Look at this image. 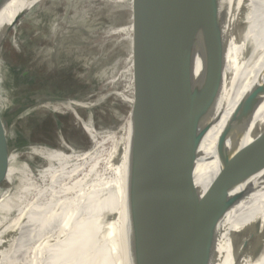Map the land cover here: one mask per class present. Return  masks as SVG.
<instances>
[{"label": "bare ground", "instance_id": "1", "mask_svg": "<svg viewBox=\"0 0 264 264\" xmlns=\"http://www.w3.org/2000/svg\"><path fill=\"white\" fill-rule=\"evenodd\" d=\"M39 1L0 0V34H14V20ZM130 1L139 5L140 0ZM244 1L246 12L231 16L227 9L225 17L208 27V45L220 86L211 114L212 127L201 146L203 158L195 172V185L201 193L220 170L221 158L212 144L224 127L252 113V124L264 127V0ZM128 8L129 19H136L140 6ZM141 13L144 17L146 9ZM148 13L156 23L158 12ZM134 47L133 39L129 48ZM194 61L199 75L197 55ZM2 83L0 79V86ZM137 90L129 94L133 104ZM74 104L59 100L50 110L67 111L82 124L74 114ZM130 124L128 131L125 125L104 135L83 124L89 145L81 154L30 145L24 152L28 157L48 154V166L39 170H27L24 165L15 168L19 152L0 146V153L4 151L0 178L9 185L0 192V264H136L126 199L131 175ZM212 227L204 264H264V167L228 172L214 206Z\"/></svg>", "mask_w": 264, "mask_h": 264}, {"label": "water", "instance_id": "2", "mask_svg": "<svg viewBox=\"0 0 264 264\" xmlns=\"http://www.w3.org/2000/svg\"><path fill=\"white\" fill-rule=\"evenodd\" d=\"M139 4L147 13L153 8L158 18L155 23L146 13L137 28L147 35L142 42L138 35L134 38V55L139 54L140 60L135 67L142 63L135 74L138 86L145 82L135 94L126 195L135 262L204 264L212 241L214 206L228 172L264 167V127L252 124V113L224 127L212 144L221 158L220 170L205 192L195 185L197 163L203 158L201 146L212 127L220 86L208 27L225 17L227 9L231 16L243 14L248 4L244 0L239 4L237 0L230 4L222 0H140ZM152 45L155 54L150 69ZM195 55L200 60L199 75ZM5 144L0 136L2 149Z\"/></svg>", "mask_w": 264, "mask_h": 264}, {"label": "rangeland", "instance_id": "3", "mask_svg": "<svg viewBox=\"0 0 264 264\" xmlns=\"http://www.w3.org/2000/svg\"><path fill=\"white\" fill-rule=\"evenodd\" d=\"M128 1L40 0L14 22V34L1 32L0 136L7 148L19 152L15 168L48 166L45 152L25 155L32 144L62 154L84 153L89 139L83 124L96 134L125 125L128 131L135 113L129 94L141 86L135 74L142 66L135 67L139 54L129 48L130 40L147 35L137 28L145 6ZM128 6H140L136 19H129ZM58 99L75 102L74 114L82 124L67 111L50 110ZM7 186L0 182L1 194Z\"/></svg>", "mask_w": 264, "mask_h": 264}]
</instances>
